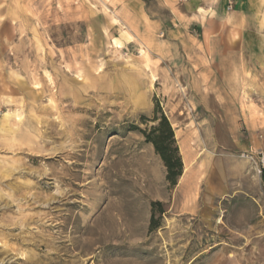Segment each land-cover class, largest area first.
Masks as SVG:
<instances>
[{
  "label": "rangeland",
  "instance_id": "374dc122",
  "mask_svg": "<svg viewBox=\"0 0 264 264\" xmlns=\"http://www.w3.org/2000/svg\"><path fill=\"white\" fill-rule=\"evenodd\" d=\"M121 1L0 0V264H264V0L146 53ZM162 115L183 174L201 154L191 212L146 137Z\"/></svg>",
  "mask_w": 264,
  "mask_h": 264
},
{
  "label": "crops",
  "instance_id": "0c3cea01",
  "mask_svg": "<svg viewBox=\"0 0 264 264\" xmlns=\"http://www.w3.org/2000/svg\"><path fill=\"white\" fill-rule=\"evenodd\" d=\"M159 2L160 5L165 9L169 16L170 22L168 24L161 26V19L159 13L155 12L147 0H122L121 1V17L118 18L114 16L116 23L121 22L123 26L122 37L131 40L133 38L138 39L141 44H143L142 50L146 53L150 48H164L167 47L171 42L159 39L155 32L157 30H167L168 32L176 31L172 27L184 28L186 23L197 24L195 21H201V17L205 14L213 13V15L218 13V10L224 9L227 4V0H153ZM253 0H237V10L235 13L242 15L251 12V3ZM191 19V20H189ZM199 23V22H198ZM202 23V22H200ZM131 31H136L137 34L130 33ZM129 35L132 38H128ZM132 42V41H130ZM203 57H200L202 59ZM196 59H199L196 57ZM196 61V60H195ZM198 61V60H197ZM199 62V61H198ZM202 62V61H200ZM203 74H198V79H203ZM207 87L201 84L198 86L197 94H206ZM201 154L195 155L192 150H187L186 157L190 161L189 168L194 164L192 160L197 159ZM188 161V162H189ZM185 168V173L180 181V193L183 195L184 205L183 208L185 212H191L196 206H199L200 194L198 190L200 175L199 172L195 170ZM201 171V169H199ZM198 171V170H197ZM184 181V182H183ZM234 186L230 182L221 183V185L216 189V186H211L207 189V200L212 201L217 199L219 196H227L233 190ZM198 201V202H197Z\"/></svg>",
  "mask_w": 264,
  "mask_h": 264
},
{
  "label": "trees",
  "instance_id": "16d2710c",
  "mask_svg": "<svg viewBox=\"0 0 264 264\" xmlns=\"http://www.w3.org/2000/svg\"><path fill=\"white\" fill-rule=\"evenodd\" d=\"M158 124L146 134L147 140L153 143L167 170V181L172 187L178 184L184 172V164L172 124L166 116L156 118Z\"/></svg>",
  "mask_w": 264,
  "mask_h": 264
},
{
  "label": "built area",
  "instance_id": "2783aa9c",
  "mask_svg": "<svg viewBox=\"0 0 264 264\" xmlns=\"http://www.w3.org/2000/svg\"><path fill=\"white\" fill-rule=\"evenodd\" d=\"M236 3V0H228V9H233L234 5ZM249 158L254 160L253 155H247ZM257 173L260 177H264V153L261 154L259 163H257Z\"/></svg>",
  "mask_w": 264,
  "mask_h": 264
}]
</instances>
